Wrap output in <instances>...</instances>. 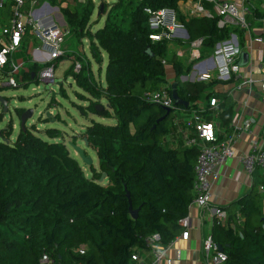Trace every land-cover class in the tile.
<instances>
[{
  "label": "trees",
  "instance_id": "obj_1",
  "mask_svg": "<svg viewBox=\"0 0 264 264\" xmlns=\"http://www.w3.org/2000/svg\"><path fill=\"white\" fill-rule=\"evenodd\" d=\"M182 1L188 0L104 3L100 19L105 16V23L96 32L91 28L94 0H73L74 4L61 10L79 41H89L99 75L104 55L108 61L104 86L96 78L91 62L82 64L81 57L73 59L65 76L72 77L89 96L79 94L89 101L87 107L78 106L79 110L83 116L92 113L113 119L116 124L91 120L86 127L83 138L96 151L99 169L92 166L85 171L65 142L56 141L62 138L59 130H46L51 139L47 141L35 134L34 127H26L11 143L15 123L9 122L0 137V264H42L44 254L49 255L50 264H131L135 251L145 248L139 237L159 234L162 245L168 246L182 234L180 221L189 215L194 200V167L199 150L165 143L175 129V112H202L201 101L208 99L210 103L218 97L222 100L218 119L229 130L235 110L227 93L214 91L219 82L182 81L191 73L193 63L185 65L176 52H171V43L189 45L203 39L201 57H205L238 31L220 28L217 16L186 20L180 14L187 40H151L154 31L145 8L178 11ZM203 3L213 8L207 0ZM9 17L10 7L0 11L2 25ZM30 38L27 34L23 48ZM26 54L22 58L27 65L22 80L38 85L36 75L42 66L32 63ZM164 60L174 69L173 84L179 97L189 103L187 108L179 107L169 115L144 97L163 85L172 93ZM77 62L82 66L79 73L74 72ZM2 72L8 76L9 68ZM24 113L17 109L19 117ZM4 118L0 115V123ZM103 174L105 181L100 182ZM262 203L255 184L253 190L221 208L228 215V223H215L211 235L225 249L227 264H264ZM81 247L85 248L84 254L79 253Z\"/></svg>",
  "mask_w": 264,
  "mask_h": 264
},
{
  "label": "built area",
  "instance_id": "obj_2",
  "mask_svg": "<svg viewBox=\"0 0 264 264\" xmlns=\"http://www.w3.org/2000/svg\"><path fill=\"white\" fill-rule=\"evenodd\" d=\"M73 1V0H72ZM205 0H188L180 2L178 11L171 8L160 10H152L145 8L144 12L149 17V26L154 31L150 36L153 41H161L163 39L172 40L176 35L182 34L181 39H188L187 31L183 22H180L179 15L184 16L186 20L193 18H212L219 17V27H236L249 32L250 24L247 15L250 9L244 2L236 1H219L207 0L212 4V10H208L203 3ZM264 6V0H261ZM114 0L105 1L107 5H111ZM95 3V2H94ZM10 7V17L7 23L2 25L0 21V71L9 68L8 81L5 87L19 88V83L15 76L20 69L25 66L23 63L17 65L14 60L15 54L23 47V42L27 34L32 39L38 41L39 46L32 52V63L41 65L42 68L36 75L38 84L56 85V62L58 59L66 55L63 49L65 43V31L63 26L56 22L48 12L47 6H40L39 0H0V11H4ZM66 28H68L66 26ZM187 36V37H186ZM254 43L264 45V38H255L250 40L248 51L244 52L239 37L231 34L230 39L219 42L212 55L214 70L217 72L216 80L220 84L235 85L237 92H253L254 86L259 84L263 94L262 103L264 104V78L260 81L255 80L252 76L245 77L243 74V66L241 65L242 54L247 53L250 58L252 45ZM203 39H199L191 43L190 57L193 60H200V50L202 48ZM178 57H182L183 53L178 52ZM248 58V59H249ZM259 59L264 61V51H259ZM163 65L168 63L164 60ZM208 61H202L198 66H207ZM82 66L79 62L75 63L74 72L79 73ZM212 80L211 70L205 69L195 76V81L206 82ZM38 86V85H36ZM37 89V87L32 90ZM54 95L55 91H54ZM145 99L153 104L162 106L165 109L175 110V103L172 93L169 89L164 88L156 91H148L144 95ZM218 100L211 99L210 107H216ZM247 103H245L246 105ZM178 109V108H176ZM183 113L182 111H180ZM179 122L176 117L175 123ZM239 115L233 118L232 126L239 129ZM253 120L244 121L243 130L250 136L252 131ZM186 127L193 131V136L186 138V146L197 147L199 157L194 167L195 183H194V200L189 207V215L180 221L182 226L181 238L188 240L190 230L192 228L191 212L193 209L205 210L209 208L213 197L214 179L217 171L227 162L234 158L236 151L234 148V140L221 141L223 128L220 123L203 121L199 117H192L186 122ZM242 172L248 176H253L260 171L264 176V139L262 143L256 139L250 145L249 151L240 157ZM260 191L264 192V186L260 187ZM242 221H239L241 223ZM226 226L228 223V215L221 209L215 210L213 214V225ZM139 240L151 253V262L149 264H163L166 260L167 251L173 246V242L168 246H163L161 236L153 234L148 237H139ZM203 259L205 264H227L228 255L220 250V245L214 241L212 235H208L202 244ZM141 250H136L132 256V263L142 261ZM80 254L85 253V248L79 249ZM42 264H50L49 255L44 254L41 259ZM170 264V262H167Z\"/></svg>",
  "mask_w": 264,
  "mask_h": 264
},
{
  "label": "crops",
  "instance_id": "obj_3",
  "mask_svg": "<svg viewBox=\"0 0 264 264\" xmlns=\"http://www.w3.org/2000/svg\"><path fill=\"white\" fill-rule=\"evenodd\" d=\"M228 1L244 2V4L250 9V13L247 15V20L250 24L249 32L236 27H230L233 29H238V31L234 34L239 37L240 43L244 48V52H247L250 40L259 37L264 38L263 3L261 0ZM39 4L40 6L44 5L47 6V8L49 7L48 12L49 14H51L53 19L56 22L60 23L62 26L66 27V22L61 10L63 8H66L68 4H74L72 0H39ZM62 22L64 23V25L62 24ZM181 36L182 34H178L175 36L174 39L179 40L181 39ZM190 46L191 44L181 45V49L176 51V53H183V56L179 57L183 61V63L188 60V63L185 65H190L191 63H193V73L191 75L189 74L187 76H183V82H188L191 80H194V82H196L195 76L200 72H205L206 68L211 70V73L214 70V63L212 60L213 51L208 56L201 57L200 60H193L190 57ZM259 51H264V45L254 43L252 45V51L249 50L250 58L245 59L243 61L241 60V65L243 66V74L245 75V77L252 76L257 81H260L264 78V61H260ZM200 55L202 56L201 50ZM16 56H18L17 59L21 58L17 54ZM19 61L21 62V64H24V61L22 59ZM202 61H208L206 68L205 66H198V64H200ZM167 67L171 69L169 77L167 76V80L170 84H173L175 79L174 69L169 63L167 64L166 68ZM214 81L217 80L216 77L212 74V80L206 81L205 83ZM234 86L235 85L233 84L224 85L217 83L214 87V91L217 93H227L230 96L235 110L234 117L237 114L239 115V129H235L234 126H232V123L230 125L229 130L223 127L222 123L218 119L220 115V106L222 100L216 97V99L219 100V103L216 107H210L209 100L206 99L199 103L200 107L204 110L202 112H195L193 114L179 112V122L177 124L174 123V131L171 132L165 139V143L169 144L170 147H176L181 145L186 146V138L193 136V131L186 127V122L192 117H199L203 121L216 122L222 125L223 134L220 137V140L229 141L233 139L235 142L234 148L236 151V155L234 158L230 159L227 164H225L217 171L216 177L214 179L213 197L209 208L205 210H198L195 208L192 210V228L190 230L189 239L183 240L180 234L174 240L173 246L167 251L166 260L163 264H167V262H170V264H205L203 259L202 244L204 239L208 235L212 234L213 214L215 210L229 206L231 203L253 190L255 184L256 188L262 195V206L264 210V192L260 191V187L264 186V176L260 171H257V173H255L253 176H248L244 174L242 172V165L240 162V157L249 151L250 145L254 139L260 141L261 143L264 139V104L262 103L263 94L261 92L259 84L254 86L253 92L251 94H249L248 92H237L235 91ZM245 103L247 104L245 105ZM205 112L209 114H204ZM247 119L253 120V136H250L247 132L243 130L244 121ZM258 172L261 175H259ZM140 253L142 261L139 263L131 264H149L151 262V253L149 250L142 249Z\"/></svg>",
  "mask_w": 264,
  "mask_h": 264
},
{
  "label": "rangeland",
  "instance_id": "obj_4",
  "mask_svg": "<svg viewBox=\"0 0 264 264\" xmlns=\"http://www.w3.org/2000/svg\"><path fill=\"white\" fill-rule=\"evenodd\" d=\"M80 1L86 2L87 0ZM105 1L110 0H94L95 11L91 20V28L93 32H96L98 29L102 28L105 23V16L101 17L100 19V7L105 3ZM62 24L64 25L63 22ZM63 29L65 31V43L63 45V49L66 51L68 56H66L65 59H60L54 62L56 65V85H46L39 83L38 86H36L37 89L31 90L30 86L32 84H28V82L22 80V73L26 69V66H23L20 69V72L15 76L19 83V88H9L4 86V84L8 81V76L5 75L4 72L0 71V97L6 98L9 109L8 113H4V108L0 104V115L3 114L5 117L0 123V133L3 130H6L9 122L13 120L15 126L10 136V142L14 143L21 130L20 117L17 114V109H23L25 112L32 111L31 118H29L26 124L27 128L32 129L34 127L36 129L35 134L47 141H51V139L47 136L46 130H59L62 138L57 139L56 141H64L71 154L77 159L78 156L75 153L72 145L84 149L86 155L92 158L93 166L96 169H99L97 153L92 148L85 146L83 134L86 127L91 124V120H95L107 125H115L116 121L113 119H103L92 113H88L87 117L83 116L78 106L87 107L89 101L82 99L79 94L84 95L85 97L89 96L76 85V82L72 77L66 78L65 74L73 64V59L81 57L82 64L91 62L92 70L96 74V78L100 79L102 84L105 86V71L108 62L107 57L104 55L105 61L102 66L101 75H99L98 70L100 67L94 61L91 55L89 41L87 39L79 41L75 34L70 31L69 27L66 28L63 26ZM38 46V41L30 38L29 41H26L24 48L22 47V49L16 53L21 58L17 59L18 56L15 54V63L17 65H21L19 60H21L23 56H27L26 53H28V57L32 59V52ZM179 49H181V45L176 41H173L171 43V52H176ZM187 63L188 60H186L184 64ZM170 71L171 69L167 67L166 72L168 77ZM192 73L193 71L190 73V75ZM211 74L216 77V70H213ZM166 87L167 85H163L160 86L159 89H164ZM61 88L63 89L65 95H62L63 92L61 91ZM54 91L56 95H54ZM103 103L105 105L107 104L105 100H103ZM179 112L180 111L175 112L176 117H179L181 113ZM48 113L52 114L51 117H47ZM81 164L84 166L85 171L89 170V168L82 162Z\"/></svg>",
  "mask_w": 264,
  "mask_h": 264
},
{
  "label": "water",
  "instance_id": "obj_5",
  "mask_svg": "<svg viewBox=\"0 0 264 264\" xmlns=\"http://www.w3.org/2000/svg\"><path fill=\"white\" fill-rule=\"evenodd\" d=\"M103 12H104V4L100 7V13L102 14ZM248 58H249L248 54L243 53L241 60L243 61V60L248 59ZM34 77H35V73L32 74V80H34ZM188 82L193 83L194 80L188 81ZM35 87H36V84L32 83V85L30 86V89L32 90ZM172 97L174 99L175 109L179 108V107L187 108L189 106L188 102L182 100L179 97L176 84H172ZM0 104L4 108V113H8L9 109H8V102H7L6 98L0 97ZM99 109L101 110L102 108H99ZM165 111L167 112V115H169L172 112V110H170V109H165ZM31 114H32V111H27L20 117L21 129L26 128L27 121L29 120V118H31ZM51 115H52L51 113H48L47 117H51ZM0 137H1V133H0ZM6 143H7V141H6ZM84 143H85L86 147H89V143H88L87 138H84ZM72 147H73L75 153L77 154L78 158L81 160V162L84 165H86L88 168H91L93 166V160L91 157L86 155L85 150L78 147V146H75V145H72ZM105 178H106V174H103L100 182H103L105 180ZM133 214H134V218H137L138 213L134 212ZM220 250L222 252L225 251V249L222 246H220Z\"/></svg>",
  "mask_w": 264,
  "mask_h": 264
}]
</instances>
